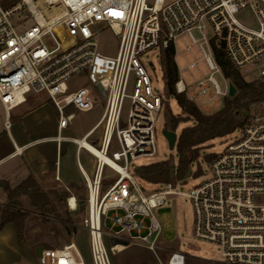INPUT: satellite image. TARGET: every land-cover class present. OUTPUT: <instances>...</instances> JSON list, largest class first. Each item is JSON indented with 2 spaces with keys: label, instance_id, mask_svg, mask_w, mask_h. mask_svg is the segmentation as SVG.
Listing matches in <instances>:
<instances>
[{
  "label": "built area",
  "instance_id": "obj_1",
  "mask_svg": "<svg viewBox=\"0 0 264 264\" xmlns=\"http://www.w3.org/2000/svg\"><path fill=\"white\" fill-rule=\"evenodd\" d=\"M245 10L253 13L255 25L238 17ZM28 20L33 24L25 28ZM97 22L119 37L115 54L100 50L93 28ZM205 23L214 30L211 40ZM195 30L202 31L203 38ZM182 33L201 45L213 70L193 89L179 75L176 90L189 99H208L213 88L217 95L229 96L232 80L218 62L215 47L246 79L264 77V0H0V100L8 113L29 94L46 92L58 113L59 132L71 125L76 113L83 114L84 134L75 142L86 148L83 141L94 137L99 143L92 144L108 158L94 155L95 172L85 175L83 223L89 230L92 264H113L116 240L153 251L158 247L161 225L153 209L165 206L179 191L178 183L168 181L147 194L130 172V160L156 155L155 113L165 103L140 56L155 47L165 51L173 45L176 50ZM81 73L89 85H71L69 80ZM217 73L225 78V87ZM215 102L209 99L207 104ZM241 128L211 161V177L189 193L193 234L221 247V264H264V114L248 116ZM113 141L117 149L111 148ZM106 167L117 176L103 190ZM67 203L70 210L79 208L75 194ZM185 262L184 253L172 251L167 264ZM38 263L87 261L72 241L43 250Z\"/></svg>",
  "mask_w": 264,
  "mask_h": 264
},
{
  "label": "rangeland",
  "instance_id": "obj_2",
  "mask_svg": "<svg viewBox=\"0 0 264 264\" xmlns=\"http://www.w3.org/2000/svg\"><path fill=\"white\" fill-rule=\"evenodd\" d=\"M238 17L248 25H255L256 20L250 10H245L238 14ZM33 24V20H28L26 27ZM98 30L99 48L102 52L115 54L119 46V37L114 35L110 29H102V24L97 22L93 26ZM204 31L207 39L211 40L214 36V30L209 23H205ZM198 38H203L200 30H195ZM50 47L53 43L48 42ZM176 62L179 69V75L189 88H195L196 82L201 78L210 75L213 70L208 66L205 57V51L198 42H193L192 37L188 33H182L176 39ZM140 60L145 65L152 79V86L155 92H158L164 99L165 103L156 116V155L140 156L135 160H130V172L134 176L137 185L145 190L147 194L152 193L156 189L163 188L164 183L149 182L144 180L136 173V168L140 165H146L157 161L169 160L172 165H178L179 152L177 146L171 148L169 141L164 134L165 129H172V119L178 116H186L181 109L176 97L169 93L164 66V50L155 47L140 56ZM194 63L193 66L191 64ZM217 78L225 87V78L217 73ZM248 80V79H247ZM69 83L76 86L89 85L88 77L85 73L74 76ZM225 96L217 95L213 88L209 98L198 99L196 103L207 113L215 112L221 109L225 104ZM209 99L216 102L208 105ZM195 102V101H194ZM129 100L126 99L125 115L128 112ZM249 115L264 114V101L253 102L250 104ZM194 121L181 123L177 127L179 134L183 127L193 124ZM86 125L77 116L69 128L64 129V135L82 137ZM242 132L239 127L235 131L225 136L214 138L206 143L200 151L199 157L194 160L190 166L189 172L184 179H173L177 184L179 193L171 194L168 203L163 207L153 209L161 225V234L156 249V261L158 264H167L171 251H180L185 254V264H221V247L206 240L197 239L193 234L194 209L192 200L189 196L190 191L198 184L211 177L209 156L212 153L218 154L224 150L237 136ZM64 149L70 153L69 158L75 162L76 173L81 172L76 162L75 144L69 141L64 142ZM68 146V147H67ZM117 141H113L112 149H117ZM111 149V150H112ZM117 173L106 167L103 173L104 186L103 190H107L116 178ZM4 189L1 186L0 192ZM28 193H20L15 196V209L27 214L23 232L20 231L15 223H8L0 231V243L4 244L8 249L18 253L30 264H39L38 258L43 250L60 247L75 241L84 254L87 264H92L89 247V230L83 223V215L86 209V190L84 183H78L77 187L67 188L65 184L56 183L52 188L47 189L49 192L48 200L33 195V188ZM31 191V192H30ZM75 193L79 199V208L75 211L70 210L67 198ZM8 199L5 194L0 195V203H6ZM264 201V199H263ZM83 207V208H82ZM113 211L110 212V214ZM111 226V222H107ZM108 238V237H107ZM106 243L108 246L109 239ZM139 245V244H138ZM134 244L130 246L123 254L128 255L127 259L131 261L145 260L150 261L151 256L144 247Z\"/></svg>",
  "mask_w": 264,
  "mask_h": 264
},
{
  "label": "crops",
  "instance_id": "obj_3",
  "mask_svg": "<svg viewBox=\"0 0 264 264\" xmlns=\"http://www.w3.org/2000/svg\"><path fill=\"white\" fill-rule=\"evenodd\" d=\"M77 116H80L85 124V116L76 113L75 118ZM63 131L59 132L58 113L46 92L29 94L26 102L11 109L9 113L0 100V180L7 185H0L4 189V193L0 192V195L5 194L8 199L7 187L14 188L29 177L36 179L38 184L46 189L52 188L56 183L65 184L69 189L77 187L78 183H84L86 190L85 175L93 176L97 159L91 151L75 142L74 138L80 137L64 135ZM66 141L77 146L76 162L81 175L76 173L75 162L69 158L68 149L63 148ZM88 142L98 144L99 140L93 137L88 139ZM84 200L86 201V196ZM117 241L122 248L118 249L117 245L111 252L113 264H158L157 251L138 244L147 250L151 256L150 261L134 262L127 259L126 254L118 259L114 258L134 245L121 244L122 240ZM0 264L30 263L0 243Z\"/></svg>",
  "mask_w": 264,
  "mask_h": 264
},
{
  "label": "trees",
  "instance_id": "obj_4",
  "mask_svg": "<svg viewBox=\"0 0 264 264\" xmlns=\"http://www.w3.org/2000/svg\"><path fill=\"white\" fill-rule=\"evenodd\" d=\"M218 62L221 64L227 78H230L238 88L234 96H226L224 106L212 113L204 112L196 102L189 99L187 94L178 93L175 87L179 79V69L176 62V50L172 45L164 51V66L167 86L170 94L174 95L186 116H178L172 119V129L187 121H194L182 128L177 138L176 146L179 152L178 165H172L169 160H162L136 168V173L149 182L165 183L173 179H184L190 166L196 160L206 143L214 138L232 133L242 127L249 115L250 104L264 101V77L247 80L231 64L225 63L222 49L215 47ZM210 154V160L216 156ZM33 188V195L48 200L49 192L40 186L36 179L29 177L14 188L7 187L8 201L0 203V231L8 223H15L23 232L25 212L15 209V196L20 193H28ZM31 192V191H30ZM83 208V207H82Z\"/></svg>",
  "mask_w": 264,
  "mask_h": 264
},
{
  "label": "water",
  "instance_id": "obj_5",
  "mask_svg": "<svg viewBox=\"0 0 264 264\" xmlns=\"http://www.w3.org/2000/svg\"><path fill=\"white\" fill-rule=\"evenodd\" d=\"M222 47L225 46V42H222ZM225 63L228 64V60H225ZM238 92V88L235 85V83L233 81H230V89H229V96H234L236 93ZM164 134L166 135L168 141H169V145L171 148H174L176 146V142H177V138H178V134L175 130H171V129H165L164 130ZM0 185L6 187V183H4V181L0 180ZM116 242H118L116 240ZM124 244H128L127 241H121Z\"/></svg>",
  "mask_w": 264,
  "mask_h": 264
},
{
  "label": "bare ground",
  "instance_id": "obj_6",
  "mask_svg": "<svg viewBox=\"0 0 264 264\" xmlns=\"http://www.w3.org/2000/svg\"><path fill=\"white\" fill-rule=\"evenodd\" d=\"M84 145L86 146V148L91 151L93 153V155L95 156H100L102 159H108L106 155H104V153H102V151H100V149H98L96 146H94L93 144H91L90 142H88L87 140L83 141ZM112 163V162H111ZM113 164V163H112ZM115 165V164H114ZM117 166V165H115ZM72 204H75L74 202H72ZM118 249L122 248V245H118L117 246Z\"/></svg>",
  "mask_w": 264,
  "mask_h": 264
}]
</instances>
